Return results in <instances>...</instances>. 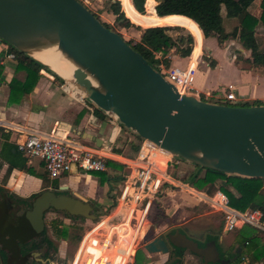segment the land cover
Here are the masks:
<instances>
[{
  "label": "water",
  "instance_id": "water-1",
  "mask_svg": "<svg viewBox=\"0 0 264 264\" xmlns=\"http://www.w3.org/2000/svg\"><path fill=\"white\" fill-rule=\"evenodd\" d=\"M0 38L77 87L121 125L172 155L201 167L264 178V103L227 104L180 92L81 0H0ZM48 51L58 52L68 62L69 76L37 56ZM71 172H78L75 162ZM86 200L78 193L56 195L44 190L29 212L40 230L48 207L86 215L91 209ZM6 201L10 206L7 193ZM172 246L201 256L202 264L227 261L220 258L214 239L201 245L179 224L143 244L148 253H166ZM28 254L56 264L40 256L41 251Z\"/></svg>",
  "mask_w": 264,
  "mask_h": 264
},
{
  "label": "trees",
  "instance_id": "trees-1",
  "mask_svg": "<svg viewBox=\"0 0 264 264\" xmlns=\"http://www.w3.org/2000/svg\"><path fill=\"white\" fill-rule=\"evenodd\" d=\"M81 1L83 2V0ZM120 1H122L124 10L131 19L145 26H140L127 17L119 0H105V10L111 12L114 15V21L120 22L124 28L133 27L140 31L138 36L126 37L116 30L154 66H157L160 61L163 62L165 66H170L168 53L172 49L181 56L190 55L191 51H193L194 57L200 53L201 42L198 37L195 35L197 43L193 46L194 35L188 30L181 31L180 29L182 26L177 25L181 24L183 26H188L191 24L198 28L199 33L201 29L203 37L215 36L219 43L230 36L235 37L239 32V39L241 40L242 46L248 49L250 53L247 56L239 55L238 57L247 62L248 65L260 66L264 70V50L259 48L256 36V28L258 26H261L264 32V0H259L260 9L257 13L249 8L254 0H155V11L157 14L163 16L152 13V0H148L146 3L147 12H145V0H132V2L131 0ZM222 6L225 10L224 13L221 11ZM88 7L100 18L96 10L91 8V6ZM236 20L237 22L233 24V21ZM101 21L105 26L115 30L108 21L103 19H101ZM228 27L231 28L228 30ZM9 46L14 52L17 61V69L25 71L24 80L13 78L10 83L11 101L19 100L25 92L32 88L40 76L41 69H45L53 74L55 78L59 79V81L63 82V79L39 61L33 59L11 44H9ZM201 97L205 100H209V97L205 95H201ZM219 100L221 99H216L215 101L221 102ZM223 103L233 104L230 101H223ZM260 103H264V101H244L241 104ZM95 113L100 117L107 116L104 111L97 106H95ZM131 134L132 138L127 141V151H124L123 143L122 145H120L121 143L117 144V141L121 138L120 135L117 137L111 150L116 153H124L127 156L134 155L139 148L142 137L138 134ZM0 137H6V133L3 131L2 127H0ZM0 142V155L2 158L8 160L10 167H17L27 172H34L32 165L28 164L29 159L18 148L16 143L6 140ZM176 158L182 159L179 156H176ZM107 164L112 168L123 167L121 162L111 158H107ZM193 164L195 168L185 175H178L181 180L187 181L189 185L201 190H206L208 186L212 187V189H221L227 195L229 204L234 208L245 209L261 207L264 210V178L229 173L209 167H201L195 163ZM90 173L98 175L101 180H111L122 177L120 174L109 176L107 171H91ZM40 175L45 176L46 174L40 173ZM53 182L57 183V178H54ZM1 190H3L2 185H0V191ZM156 203L158 208L154 218L156 221L160 222L166 217V213L161 201L158 200ZM0 222V264H30L32 260H29L31 255L28 253L31 252V250H41L44 257L49 256L51 251L55 252L57 250V244L47 234L45 228H43L37 237L30 235L31 233L24 236L22 233L14 232L12 238L16 240V243L10 246L2 238V233L5 232L7 227V225L5 226V216ZM233 230L240 242H250L258 239L256 227L250 224H243L241 227H236ZM56 233L63 238L68 235L66 228L61 229L57 227ZM83 233L84 232H79L77 229H74L71 236L75 238L77 240L76 243H78ZM17 237L18 239H16ZM152 237H154V235L150 234L149 239ZM213 238L217 239V237ZM258 244L259 242L256 243L255 241L252 243V247L256 248L253 255L255 258L264 256V248H257ZM217 246L219 249L218 242ZM5 248L9 249L11 252ZM182 254L183 253L178 247L175 246L173 249L171 248L166 264H182ZM239 254L237 253L236 255ZM145 258L146 255L143 248H138L136 254L137 263L145 264L146 262L144 263L142 261V259L145 260ZM170 258L172 259L169 260ZM34 262L35 261H33V263ZM45 264L51 263L46 262Z\"/></svg>",
  "mask_w": 264,
  "mask_h": 264
},
{
  "label": "crops",
  "instance_id": "crops-1",
  "mask_svg": "<svg viewBox=\"0 0 264 264\" xmlns=\"http://www.w3.org/2000/svg\"><path fill=\"white\" fill-rule=\"evenodd\" d=\"M147 1L148 0H145V4ZM152 2V13L159 15L156 13L154 8L156 1L152 0ZM249 8H251V5ZM221 11L222 13L225 12L223 6ZM254 12L257 13L259 10H254ZM235 22H237V20L234 21L233 24H235ZM177 25L183 27L181 24ZM190 25L187 27L190 28ZM230 28L231 27H228V30ZM259 30H261V33L264 35L261 26H258L256 28V36L260 34V32H258ZM192 31L193 33L191 31L190 32L194 35L193 46L197 43L196 36L201 42L200 53L194 57L193 51H191L190 55L181 56L174 49H172L169 51L168 55L170 58V65L182 67L185 66L191 58L192 60L196 58L198 64L193 86L200 95H205L209 98L227 100L225 98V92L227 89L226 84L233 83L234 91L237 97L244 99V101L250 102L255 100L264 101L263 68L260 66H250L244 60L243 61L245 63L243 64V61L239 60L240 58L238 57V53L237 56L236 51L234 50L236 45H231L241 44V47L237 48L239 50L242 48L243 50L246 49L242 46L241 40L239 39V32L235 37L230 36L227 40L224 39L225 41L219 43L215 36L203 37L201 29L200 33L199 30L196 32L195 29ZM226 42H228L229 45L225 50L221 45ZM216 51L220 52L221 57L225 62V66H227L228 72H226V75L219 74L217 71V67L220 66V62L216 57ZM10 53L14 54V52L10 49L8 42L0 39V127H2L3 131L6 133V137H0V141L6 140L17 144V141L23 140L26 135V129L16 128L15 125H18L28 129L53 132L62 136L73 137L90 145H97L96 141L93 139V137H96L102 143L101 145H97L101 148L106 146L105 142H108L110 145L109 140L112 135L114 142H116L117 137L121 135L123 126L120 123H113L112 116L105 111L104 113L107 116H98L95 113V105L91 101L88 99H81L80 97L75 96V94L72 95L71 93L64 91L61 87L62 82L45 69L40 70V76L29 91L25 92L19 100L11 101L10 83L13 78L24 80L25 71L17 69L16 58L15 56H10ZM203 55L212 58L210 63L205 61L203 64L200 63ZM204 73H208V77L205 79L203 78ZM213 73L217 74L212 75ZM131 138L132 137L128 136L127 139H124L123 144L127 146V141H129ZM120 141L121 138H119L117 144H120ZM114 142L112 146L114 145ZM104 151L108 155V158L118 162L127 160L128 157H133L136 154L135 153L132 156H127L124 153L113 152L111 149L107 151L104 149ZM31 160L32 159H29L28 164H30ZM38 160L40 161V166L42 169L45 170L43 162L40 159ZM33 169L35 170L34 167ZM115 169L119 168L109 167V171L107 172L108 175L112 176L115 174ZM27 175V171L23 169L10 167L8 160L2 158L0 155V185L3 186L5 184L7 186L8 184H13L14 187H18V185L21 184V180L24 181L28 179L26 177ZM54 178H57L60 183L67 184L68 187L72 188L71 191H78L85 198L92 199L93 202L101 209L111 203V199L108 196L107 183L110 182L108 179L101 180L98 175L90 173L89 171H87V173L84 175H80L79 171L77 173L70 171ZM169 178L173 182L178 183V180L173 176L169 175ZM28 182H30L32 185L37 183L40 184L41 178L30 174V180ZM173 191L174 192H166L161 198L170 199L171 197H178L181 199V206H183V203H186L185 201H188L189 204L191 203L192 205L196 206L205 202L204 200H201L200 198L188 193V191H185L184 188H174ZM24 194H28V192H24ZM164 211L166 213V217L162 221L167 219L169 216L168 214H173V212H166L165 209ZM232 231L234 232V230ZM213 237H217V239H214ZM221 237L222 235H218L216 232L206 231L199 239H214L215 241L217 240V245L218 238L220 239ZM257 237L258 239L250 242H240L234 233V245L231 244L225 249H221V246L219 245V249L228 252L229 256L235 255L233 256L234 261H232L231 264H264V256L260 258H255L253 256L256 250V248L252 247V243H254V241L256 243L259 242L257 248H264V233L258 229ZM236 253L240 254L236 255ZM145 264L151 263L146 262ZM182 264H186L184 253L182 255Z\"/></svg>",
  "mask_w": 264,
  "mask_h": 264
},
{
  "label": "built area",
  "instance_id": "built-area-1",
  "mask_svg": "<svg viewBox=\"0 0 264 264\" xmlns=\"http://www.w3.org/2000/svg\"><path fill=\"white\" fill-rule=\"evenodd\" d=\"M10 56L14 54L10 53ZM197 64L196 58H191L183 67L165 66L161 61L155 67L159 71L163 69L164 73L160 72L180 92L200 95L193 86ZM61 87L72 95L78 89L67 81H63ZM226 88L227 100L233 104L244 102V99L237 97L233 83H227ZM77 97L86 99L84 93ZM112 118L113 123H120L115 116ZM15 127L26 129L24 139L17 141L18 148L29 159L37 157L42 160L50 177L70 172L73 162L77 164L78 171H109L108 155L104 149H111L113 135L109 140L110 145L101 148L53 132L18 125ZM159 156L163 159L160 160ZM173 156L152 141L142 138L136 154L121 161L123 167L128 169L127 173L123 175L115 169V174L122 175L118 193L113 192V186L109 182L108 196L111 203L103 207V212L84 230L70 264H139L136 253L149 228L154 202L161 200L166 192H174V188H184L188 193L207 202L214 210L222 212L224 231L250 224L264 233V210L261 207L237 209L229 204L227 195L219 188L207 193L184 180L173 182L166 171L169 160L173 158L175 162H179V158Z\"/></svg>",
  "mask_w": 264,
  "mask_h": 264
},
{
  "label": "rangeland",
  "instance_id": "rangeland-1",
  "mask_svg": "<svg viewBox=\"0 0 264 264\" xmlns=\"http://www.w3.org/2000/svg\"><path fill=\"white\" fill-rule=\"evenodd\" d=\"M119 2L121 4L122 9L124 10V6L122 4V1L119 0ZM83 3H85L88 6H91V8L96 10L99 13L101 19L111 23L112 26L115 28V30H118L124 36H126V37L138 36L140 31L134 29L133 27L124 28L120 22L114 21V15L111 12H107L105 10V0H83ZM250 9L253 11L257 10V9L259 10L260 9L259 0H254L251 4ZM145 12H147L146 4H145ZM124 13L127 17H129L126 14L125 10H124ZM129 19L131 21H133L130 17H129ZM133 22L137 23L135 21H133ZM137 24H139V23H137ZM139 25L145 26V25H141V24H139ZM189 27L190 28H188L187 26H183L180 30L181 31L188 30V31H191L193 33L192 30L195 29V31L198 32V28H195L192 25H190ZM258 32H260V34L257 36L258 45H259V48L261 50H264V35L261 33V30H259ZM228 38H226L225 40H227ZM225 40H223V41H225ZM228 45H229L228 42H226V43L222 44L221 46L226 50ZM231 45H233V46L236 45L234 48V50L236 51V55L238 53V55L244 56V55H247L250 53L248 49L243 50V48H242L241 50H239L237 47H241V44H231ZM215 54H216V57L218 58V60L220 62V66L217 67L218 73L226 75V72H228V69H227V66H225V62H224L223 58L221 57L220 52L216 51ZM211 59H212L211 57H208V56L206 57L203 55L201 60H200V63L203 64L204 61L207 63H210ZM239 60L243 61V59H241V58ZM244 63L245 62L243 61V64ZM160 71L162 73H164L163 69H160ZM214 74H217V73H213L212 75H214ZM207 77H208V73H204L203 78L205 79ZM194 82H195V79H194ZM209 100L215 101L216 99L215 98H209ZM219 101H221V102L225 101L226 102L227 100L221 99ZM124 128H122V132L120 135L121 136V141H120L121 145H122L124 139H127L128 136L132 137L131 133L136 134L134 131L130 130L129 128H127L125 126H124ZM124 146L125 145H123V149L124 148L126 149V150L124 149V151H127L128 146H125V147ZM173 157L176 158L175 155ZM159 158H160V160L163 159V157H161V156H159ZM38 159L39 158L34 157L30 161V164L33 165L35 170L33 173L27 172L28 173V175L26 176L28 178L27 180H24V181L21 180V184H19L18 187H14L13 184H8L7 186L4 184L2 186V187H4V192L7 193L9 190L13 195H19V196L24 195V192H28L29 194L25 197H27V200H30L32 198L31 193H33L35 191H40L41 189L45 188L46 184H48L49 176L47 175L45 170L42 169V167L40 166V161ZM159 166H161V164ZM193 168H195V165L192 162H189V161L184 160V159H179V162H175L172 158V160H169V162H168V167H167L166 171L168 174H170L171 176H173L174 178H176L178 180V179H180V176H178V175H185L186 173H188ZM116 171H117V173H122L124 175L127 173L128 169H126L125 167H122V168L117 169ZM40 173H45L46 175L42 176V175H40ZM86 173H87L86 170H83V169L79 170L80 175H84ZM30 174L41 178L40 184L37 183L35 185H32L30 182H28L30 180ZM1 182H3V181H1ZM59 182L60 181L58 180V183ZM120 182H121L120 177H117L116 179L110 180V183L113 186V192L118 193V185ZM107 188H108V183H107ZM67 190L71 191L72 188L69 187ZM205 191L207 193H212L214 191V189H212V187L208 186ZM71 192L78 193L81 195V193L78 191H71ZM161 199L162 200L157 199L156 201L160 200L161 203L163 204V207L166 210V212H170V213L173 212V214H168L169 218L167 217V219H165L164 221H160V222L156 221L154 216H155L156 210L158 208V205L155 201L154 206H153V210H152V214L149 217V219H150L149 228L144 235L143 244L149 240L150 234L157 236L162 231H164L165 229H167L173 225L180 224L187 231H189L190 234H192L193 236L198 237V238H201L206 231L207 232H216V233L221 234L222 237L220 239L218 238V242H219V245L221 246V249H225L228 246H230L231 244L234 245V243H235V242H233L234 232L230 231V232L225 234L222 231V227H223V214H222V212L214 210L213 207H211L207 202L206 203L204 202V203L196 206V205H192L191 203L189 204L188 201H185L186 203H183L182 204L183 206H181V204H180L181 199L178 197H176V198L171 197L170 199H167V198H161ZM86 202H88V204L91 205V209L87 213L88 215L87 214L85 215L81 212L69 213L65 210H60V209H49L44 214V228L46 229L47 234L57 244L56 253L52 257V260L56 264H70V261L73 257L76 246L78 244V243H76L77 240L71 236L72 231L74 229H77V231H79V232L80 231L84 232V230L91 225L92 220H95L100 215V213L103 212V210L98 205H96L92 199H87ZM90 214H91V216H94V217L89 216ZM57 227H60L61 229L66 228L68 231L67 237L63 238V237L58 236L56 233ZM27 230H29V229H27ZM27 230H26L24 236H26L28 234L29 231H27ZM14 231H15V229H13L11 225H7L5 232L2 233V238L10 246L14 245L16 243V240L12 238V234L14 233ZM16 239H18V237ZM0 244H1V242H0ZM143 244L141 243V245H139V248L140 247L143 248ZM5 249H7V248H5ZM7 250L10 251L9 249H7ZM143 251L146 255L145 260L142 259V261L144 263L148 262L151 264H166L167 259H168L167 257H169V255H168L169 252H166V253H163V252L148 253L144 248H143ZM182 253H184V259L186 260V264H202L201 257L192 253L188 249H184L182 251ZM171 259L172 258H170L169 260H171ZM30 264H37V263H33V261H30Z\"/></svg>",
  "mask_w": 264,
  "mask_h": 264
},
{
  "label": "flooded vegetation",
  "instance_id": "flooded-vegetation-1",
  "mask_svg": "<svg viewBox=\"0 0 264 264\" xmlns=\"http://www.w3.org/2000/svg\"><path fill=\"white\" fill-rule=\"evenodd\" d=\"M53 179H54V177H50L49 176V179H48L49 180V184H47L46 187L43 188V189H41L40 191H35V192L31 193L32 194L31 195L32 198L30 200H27V197H25L29 193L28 194H24L22 196H19V195H13L8 190L7 194L12 198V202H11V205L10 206L7 204V201H6V193L4 192V187H3V190L0 191V219L3 220V218L5 216V226L6 225H11L12 228L15 229V231H14L15 233L19 232V233H22V235L25 234V232H26L27 229H29V230H27V231H29L28 233L29 234L31 233L30 235H34L35 237H37V235L43 229H40V230L39 229H36V226L34 225V223L36 222V220L32 217L31 213L29 212V211H32L33 210L32 208H33V204H34V201H35L36 197L39 196V195H41V193L44 190H52L56 195H59V194H72L71 191L67 190L69 188L67 184L60 183V182L58 183V179H57V183H54L53 182ZM61 185H66V187L65 188H61L60 187ZM49 209H54V208L53 207H48L47 209L44 210V214ZM181 229L183 231H185L189 236H191L194 239H196L198 241V243L201 244V245L205 244V242L207 240H209V239H199V238L193 236L192 234H190L189 232H187L184 227H181ZM222 231L225 234L227 233L226 231H224L223 228H222ZM218 235H221V234L218 233ZM174 247L175 246H172L171 248L173 249ZM178 248H179V250L181 252L184 249H187V248H184V247H178ZM35 250H38V249H33L31 251H35ZM38 251H41V250H38ZM55 253H56V251L55 252L51 251L49 253V256L44 257L43 256V252L41 251L40 256H42L44 258H50V259H52L53 255ZM219 255H220V258L221 259L227 260L225 262V264H231L232 261H234V257L233 256H235V255L229 256L228 252H226V251H222V250L219 249ZM201 259H202V257H201ZM29 260L35 261L34 263H37V264H43L40 260H36V258H34L32 255L29 257ZM219 263L220 262H218L217 264H219Z\"/></svg>",
  "mask_w": 264,
  "mask_h": 264
},
{
  "label": "bare ground",
  "instance_id": "bare-ground-1",
  "mask_svg": "<svg viewBox=\"0 0 264 264\" xmlns=\"http://www.w3.org/2000/svg\"><path fill=\"white\" fill-rule=\"evenodd\" d=\"M37 56L43 59L44 61L50 63L63 75L69 76V72H68L69 64L64 58H62V56L58 52H52V51L40 52L37 53ZM74 94L76 96H80L81 94H83V92L80 91L79 89H76L74 91Z\"/></svg>",
  "mask_w": 264,
  "mask_h": 264
}]
</instances>
